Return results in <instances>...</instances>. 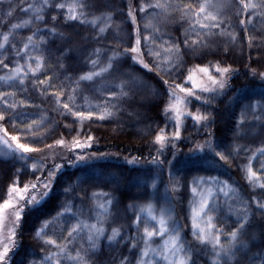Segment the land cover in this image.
Instances as JSON below:
<instances>
[{
    "label": "rangeland",
    "instance_id": "374dc122",
    "mask_svg": "<svg viewBox=\"0 0 264 264\" xmlns=\"http://www.w3.org/2000/svg\"><path fill=\"white\" fill-rule=\"evenodd\" d=\"M56 2H61V0H56ZM63 2L66 5L63 11L56 10L51 4L45 7L41 13L45 22L40 23L35 22L32 12H23L17 6L27 8L29 4H32L39 7L42 0H5L3 4H0V43L4 42L3 36L5 34L9 36L8 43L5 44L3 49H0V61L8 63L9 68H13L16 65L13 46L23 48L24 44L28 42L27 37L29 36L33 37L32 44L41 45V41H43L42 46L38 48H33L30 45L27 56L18 62L25 65L28 56H43V66L36 75L39 80H44L46 77L51 78L53 85L44 94L33 89L31 79L25 81V87L28 91H23L18 87V80L6 81L2 79L8 74V69H3L0 65V92L10 93L15 91L16 93L15 96H8L7 101L0 98V112H3L6 116L11 115L13 111L19 114L16 120L9 123H0L7 129L8 135H16L19 142L29 143L30 147L40 150L44 149L50 142L51 145L55 144L56 141L54 140L58 136L55 137L54 132L57 128L70 142L87 138L89 136L85 132L87 126L91 122L101 120L99 117L105 112L113 113L117 102L124 97V95H120L121 89L119 86L123 84V90L127 93L137 85L138 78L141 75L137 69L128 67L129 64H132L129 57L118 56L114 69L104 73L101 77L93 81H81L79 85L72 83L79 76L91 70L86 58L94 49L100 48L102 55L99 58L92 56V59H98L100 67H104L107 64V57L114 54V49L123 52L125 47L131 46L130 39L131 43H134L137 37L135 32L128 26V20L122 16V9L113 5L109 0H103L101 4H97L98 0H89L91 6L84 9L87 13L86 20L89 21L88 23H80L79 20L66 21L67 5L74 3V0H63ZM197 2H204V0H187V4L191 3L194 8ZM213 2H216V0H213ZM221 2L225 4L224 7L219 9L210 8L208 11L217 14L218 20L223 25V32L228 35L220 34V29H215L217 35L209 34L206 46L209 48L218 46L241 49L242 41L246 37L252 43V49L255 48V51L258 49L264 50V0H243V3H251L255 7L247 10L242 8L239 14L238 8L232 5L231 0H221ZM10 7L16 10L11 17H8L6 12ZM235 8L237 12L233 16V12L229 10ZM228 12H231V16ZM180 13L182 14L181 11ZM53 16L57 17L55 21L52 20ZM184 17L190 24L191 29L193 27L198 28L195 23L198 18L195 15L191 19L187 16ZM92 18H97L95 24L91 23L94 20ZM249 19L251 22L247 24L246 29L240 25V20L248 21ZM24 20H30L31 22L22 27H12L21 24ZM38 28L54 29L55 35L48 32L34 35ZM101 28H104L102 33L100 32ZM139 31L141 37H150V31L146 25L142 29L140 28ZM196 33H201L204 36L203 32ZM152 36L154 41L150 37L147 47L142 48L143 52H147L148 48L152 49V55L144 56L149 66L152 67L153 62L165 64L169 59L178 64L180 57L177 58L175 48L171 42L161 38L158 31L152 33ZM232 36H235L236 39L232 40ZM50 55H55V59L50 60ZM32 67H35L34 61ZM95 71H99V68ZM177 72H179V69ZM29 76H31V73H29ZM61 84L65 86V94H61V88L59 87ZM181 86L189 89L193 86V83L187 81V85ZM73 88L76 89L75 94L72 92ZM113 92L117 94L118 99L105 105L104 100L111 99ZM174 95L179 98L180 103L176 106L181 111L194 115H204L211 112L209 107L202 106L203 101L201 100L187 97L186 99L190 103H185V101L183 103L180 94ZM57 96H59L62 103L57 104L55 102ZM12 103L17 104L18 109L8 108V105ZM63 103H69L74 110L83 111L85 114L83 121L71 113L63 115L62 113L67 112L63 107ZM254 104L259 106L255 109L248 107L245 113V106ZM5 109L8 110L5 112ZM89 111L93 113L90 118L87 116ZM253 112L261 118L255 119ZM242 113H245L243 119ZM171 115L174 117L175 112ZM109 117L111 115H105L104 119ZM164 119L166 123V116ZM173 122L170 121L165 124L166 135L172 136L174 134ZM180 123L183 124L182 130H180V133L183 134L187 130L190 132L193 125H195L191 116L182 118ZM229 123L230 127H228ZM25 129L31 130L25 131ZM225 129L228 132L224 137H214L213 140L214 144L221 146V149L227 147L228 152L232 153V155H228V152L225 153L226 160H221L215 152L211 151L205 156H199L200 159L193 157L192 162L196 163L187 167H184L188 165L186 163L169 165L168 160L164 159L163 164L165 167L162 171L159 167L158 171H160L162 181L166 183L170 190V192H167L171 195L165 193L164 199L162 198L156 182L153 181V178L159 174L156 171L152 174L153 178L148 177L150 176L148 171L141 183L136 182L135 187L138 190L137 193L139 192L138 200L127 208L128 213L132 216V223L129 226L131 232L123 236L119 230L120 236L112 241L108 240V236L112 234L108 224L112 219L116 199L105 188L104 178L98 171H92L91 174L87 172L79 173L75 176L67 172L62 180L55 183L49 196V198L56 200L55 208L47 212H51L50 216L39 218L41 219L40 223L42 220L55 217L57 212L62 210L60 207L62 203L72 201L75 205L73 211L78 213L79 219L92 224L97 223L99 218L100 222L97 223V226L103 227L105 234L96 240L95 247L89 244L87 231L68 241L66 239L68 226L64 224V220L58 218L51 227L46 229V236L37 238L35 232L32 234L36 248L34 252L27 251L19 259L17 258L20 256L14 257L15 260L11 264H33V261L42 264V257L45 255L43 240L48 238L55 239L58 244H66L71 256H75L79 252L84 257L86 264H99L100 260L95 259L94 254L100 248H104L106 254L99 259L107 264L109 262L121 264L124 256H130L132 264H135V254L139 249L133 250L132 253L129 252V247L133 243L129 237L136 236V242L142 248L144 246L142 237L145 226L147 225L151 230L152 226L156 225V221L151 219V215L159 218L162 210L167 227L170 230L169 234L179 233V243L185 249L184 255L188 260V264H213L214 260L217 261V264H249V258H252V264H261L260 254L264 253V243L261 241L262 232H264V216L255 210L256 204L253 202V198L260 196L262 190L259 187L254 188L249 181L247 167L249 166V158H251L252 170L258 176L261 175L259 169L264 164V155H261L258 149L264 148V90L249 92L244 98L240 96L231 98L228 101V123ZM262 132L263 136L259 137L258 135ZM237 146H239V149H247V151L239 150ZM28 157H31V159ZM36 161L38 159L26 154L22 159L21 154L18 156L17 152L9 149L4 141L0 139V204H3V201L9 198L8 188L10 185H14L15 182V186L23 188L28 183L27 179L36 176V174H31L33 172L32 165ZM118 161L126 162V159L121 157ZM192 162H189V164ZM18 170L20 172L19 176H17ZM231 171H236L239 174L241 183L233 179ZM210 177H215L216 180H209ZM201 179L204 182H199ZM166 186L164 190H167ZM65 188L72 190L67 196L64 192ZM193 188L197 189L196 193H193ZM94 193L100 195L92 198ZM103 194H107V197ZM202 197L209 201V209L203 214L204 219L206 220L209 216L213 217V223L224 230L221 242L225 246L229 244L228 234L234 228L239 227L237 219L238 215L242 219L243 206L246 203L251 204L252 211L248 213V220L245 222L246 229L238 233V240L233 249L234 256L231 258L225 256L223 259H217L212 251V246L201 244L198 238L193 235L192 212L193 208H198ZM107 199H111V204H106ZM12 202L13 204L16 203L15 197H13ZM100 204H106L107 212L98 217V213L101 211ZM150 207L153 212L149 210ZM141 209H144V211H141ZM138 214L141 219L137 229L133 222L137 220ZM9 216L13 219L10 211H7V216L3 213V224L7 226L4 228L3 234L7 235L8 228H10V225H7ZM255 217L263 222L260 227L253 226ZM75 222V219L67 220V225L75 224ZM156 226L158 227V225ZM252 226L254 227L253 231L250 230ZM173 228H175V232L171 231ZM248 231H251V233H248ZM168 238V236L163 238L155 236L151 238L149 246L159 248L163 252L164 240ZM124 243L127 244V247L125 252H121ZM51 250L57 251L55 248H51ZM92 257L95 261L92 260ZM64 264H71V262L65 259ZM154 264H165V262L162 258H157L154 259Z\"/></svg>",
    "mask_w": 264,
    "mask_h": 264
},
{
    "label": "trees",
    "instance_id": "16d2710c",
    "mask_svg": "<svg viewBox=\"0 0 264 264\" xmlns=\"http://www.w3.org/2000/svg\"><path fill=\"white\" fill-rule=\"evenodd\" d=\"M102 1L98 0L97 4H101ZM109 2L122 9V16L128 20V26L134 32L136 29H142L146 25L149 28L152 41H154L152 33L154 34L158 31L161 38L170 41L173 46H179L180 59L178 62L182 61L178 68L179 72H175L169 77L167 74L158 72L156 68L149 66L152 68L149 71L142 68L140 64H135L132 68L137 69L141 74L137 85L127 91L126 95L117 102L111 117L91 122L85 129V132L93 137L89 148L83 152L80 149L73 148V142L68 141L60 129L57 128L54 133L55 137L58 136V138L54 141L63 139L65 141L64 146L56 143L51 145L50 142L39 152L26 155L32 156L38 161L42 160L46 169L52 168L54 163L62 164V168L57 173L58 179L56 183L62 180L67 172L75 176L79 173L87 172L91 174L92 171H98L105 180V188L116 199L108 228L109 230L117 228L125 236L131 232L129 226L132 223V216L128 213L127 208L138 200L135 185L142 175L141 172L146 169L159 167L162 170L164 169L163 163L154 164L152 162L153 157H157V160L162 162L166 159L171 161V164H189L194 158L198 157L200 159L199 156L209 154L210 151L207 149L199 150L200 146L209 139V132L213 133L211 138L213 143L214 137H224L228 132L225 129L228 123V101L234 96L244 98L249 92L264 90V80L259 76V73L264 72V50L258 49L255 51V48L252 49V43L246 37L242 41L241 49L237 47L215 46L214 48H209L204 46L197 47L195 52H193L191 49L185 48V36H187L189 43L198 39V37L201 40L204 39L203 34L191 30L187 19L176 8L177 4L181 7L186 5L187 0H109ZM231 3L235 7H239L240 12L242 11L241 0H231ZM141 5L145 8L144 12L139 11ZM149 5H160V7H149ZM130 7L137 10L134 13L136 16L135 24L127 15ZM229 11L233 12V16L237 12L236 8ZM228 13L231 16V12ZM141 51L143 52L142 49ZM49 59H55V55H50ZM138 59H144L145 61L144 56H138ZM218 63H220L221 67H230L235 71L229 78L226 89L222 90L212 100L210 105H207L211 109L210 119L213 122L207 127L193 125V129L190 132L188 130L185 134L181 132L180 138L175 140L174 144H166L163 153L158 154L157 149L161 145L155 144V136L161 133V129H164L161 134L167 139L170 140L173 136L166 135L165 131L164 109L170 103L169 92L180 94L183 98V103L188 100L185 93L181 94L176 85H187V81L190 80H187L186 77L189 75V71L193 70L191 73L192 77L200 87L194 88L192 86L189 88L193 92L191 98L196 100V95H200V100L203 101L207 94L202 93L200 89L205 86L211 87V83L207 76L199 72L198 69L209 67V75L219 79V73L215 71V65ZM253 71L256 73L255 76L252 75ZM166 80L168 81L167 84L164 83ZM182 126L183 124L181 123L180 130H182ZM228 127H230V123ZM4 129L7 131L6 128ZM258 136L262 137L263 132ZM10 137V135L6 137L3 132H0V139L4 143L7 141L5 143L6 146L17 152L19 156L20 153L15 150L14 144L11 148L8 146L11 143ZM79 141L84 143L87 138H82ZM48 146L51 147L49 148ZM73 152L77 155H86L85 160L71 163V161L76 160V155H73ZM173 152H175V155H173ZM87 157L93 158L88 159ZM121 157L125 158L126 162L118 161ZM129 161L132 162L130 163ZM35 174V177L26 181L34 182L37 177L41 176L39 171H36ZM47 175V171H44L43 176L46 177ZM231 175L236 182L241 183V178L236 171H231ZM55 205L56 200L48 198L42 207L29 212L26 219L22 221V226L18 229V235L15 237L18 249L14 257L20 256L17 258L19 259L24 256L25 252H34L36 250L32 234L39 228L41 220L39 218L50 216L51 212H47L54 209ZM7 211L11 212V210L6 209L4 211L6 216ZM12 217L13 219L10 216L8 217L7 225H10V227L13 226L14 216ZM253 221L254 227H260L263 223L257 217ZM253 226L250 228L251 231H253ZM251 231H248V233H251ZM4 236L6 237L7 234H4ZM126 247L127 244L124 243L121 252H125ZM105 254L106 250L100 248L94 254V258L100 260L99 264H107L99 259ZM14 257L13 260H15ZM94 258L92 257L93 261H95ZM108 264H113V262Z\"/></svg>",
    "mask_w": 264,
    "mask_h": 264
},
{
    "label": "snow or ice",
    "instance_id": "6c2138e0",
    "mask_svg": "<svg viewBox=\"0 0 264 264\" xmlns=\"http://www.w3.org/2000/svg\"><path fill=\"white\" fill-rule=\"evenodd\" d=\"M5 0H0V4H3ZM49 4H51L56 10L63 11L66 7L63 0L61 2H56V0H42V3L39 7H36L35 5L29 4L27 8H22L20 6H17L20 8L23 12H32L35 22H45L44 18L42 16V12L45 7H48ZM241 4L243 5V9L247 10L249 8L255 7V5L251 3H243V0H241ZM89 0H74V3L67 5V12L65 13V20L66 21H77L79 20L80 23H88L89 21L86 20L87 13L84 11V9L90 7ZM225 4L221 2V0H216V2H213V0H204V2H197L196 7L194 8L193 5L187 4L184 5L183 8L179 4L176 5V8L178 11L182 12L183 16H187L189 19L192 18L193 15H195L198 19L196 20L197 27H193L191 30L193 32H203L204 33V39L201 40L196 39L193 40L191 43H189L187 36H185L184 40V47L191 49L193 52H195L197 47H204L206 46L205 42L207 41L208 35H217V32H215V29H220V34L228 35L227 33L223 32V25L222 22L218 20L217 14L214 12H209L208 9H219L224 7ZM149 7H160V5H149ZM79 9V11H77ZM15 8L10 7L7 9L6 15L8 17H11L13 15V12L15 11ZM137 10L130 7L128 11V17L132 19L133 24L136 23V16L135 12ZM140 12H144L145 8L143 5L139 8ZM239 7H238V14H239ZM57 19L56 16L52 17V20L55 21ZM30 20H24L21 24L13 25V28L22 27L28 23H30ZM250 19L248 21L240 20V25L244 26L245 29L247 28V24L250 23ZM91 23L95 24V20L91 21ZM104 31V28L100 29V32L102 33ZM42 32H48L53 35H55L54 29H37L36 33H42ZM136 40L134 43H131L130 39V47H125L123 52H120L119 49H114V54L112 56L107 57V64L104 67H100L98 63V59H92V56H96L99 58L102 53L101 49L97 48L94 49L92 52L89 53L87 59V63L90 65L91 70L84 73L83 75L79 76L76 81H72V83L79 85L81 81H93L94 79L101 77L104 73L109 72V70L114 69L115 63L117 62L118 56H124V57H130L132 64H129L128 67L131 68L135 64H140L142 68L148 69L149 71L152 70V68L149 67V63L145 62L144 59H138V56H148L152 55V49L148 48L147 52H142L141 49L147 47V42L149 41L150 37H141V33L139 29L135 30ZM232 40H235L236 37L232 36ZM33 37L29 36L27 37V43L24 44L23 48H17L16 46H13V53L16 60V65L13 68H9L8 63H4L0 61V65H2L3 69H8V74L5 75L2 79L6 81H19L18 87L23 91H28V89L25 87V81L28 79H31L33 81V89L36 91L41 92V94H44L49 87H53L51 78H45L44 80H39L37 77V73L40 72L43 64V56H36L31 57L28 56L27 60L25 61V65H21L18 61L22 60L27 56V50L29 46L31 45L33 48H38L42 46L43 41H41V45H35L32 44ZM3 43H0V49H3L5 47V44L9 41V36L5 34L3 36ZM177 58H179V46L174 45ZM171 50V49H169ZM155 59V58H154ZM34 61L35 67H32V62ZM180 64H182V61L177 64L173 63L171 59H169L165 64L161 63H152V67L156 68L158 72H162L164 74L169 75V77L172 76L173 73L177 72L178 68L180 67ZM99 68V71H95V69ZM192 71H189V75L186 77L187 80L192 81L193 87L197 88L200 87L196 84L195 80L192 77ZM199 72L204 73L208 80L211 83V87L205 86L202 87L200 90L202 93L207 94L203 100L202 106L209 105L213 99L217 95L220 94V92L228 86V80L233 75L234 69H231L230 67H221L220 63L215 65V71L219 73V79L214 77L213 75H209V67H203L198 69ZM29 73H31V76H29ZM252 75L255 76V71L252 72ZM259 76L262 80H264V72L259 73ZM58 79V76L56 77ZM70 79V78H69ZM165 84L168 83V81H164ZM61 88V94L64 93L65 86L61 84L59 86ZM120 95H126V93L123 90V84L120 86ZM176 88L179 89L180 92L185 93L186 97H191L193 95V92L189 90L186 87H181L179 84L176 85ZM73 94H75L76 89L73 88L72 90ZM15 91L10 93H4L0 92V98H3L5 101H7L8 96H15ZM169 98L170 103L169 105L164 109V113L166 116V124L170 121L173 122V128H174V134L172 138L169 140L161 133L164 132V129H161V133H158L155 136V144L161 145L159 149H157L158 154L163 153V149L168 143H173L175 140L180 138V128H181V119L186 118L187 116H191L192 120L195 122L196 125H199L200 127H207L210 123L213 121L210 119L211 113L204 114V115H194L188 112L181 111L179 107L176 105L180 103L179 98L175 97L173 92H169ZM196 100H200L201 96L196 95ZM118 99V96L115 92L112 93L111 99H105L104 104L108 105L113 102V100ZM174 101V103H173ZM55 102L57 104L62 103L59 96L55 98ZM185 103H190V101L185 100ZM115 106V105H113ZM258 104L245 106V113L248 107H251L252 109H255L258 107ZM18 105L15 103L9 104L8 108L16 110L18 109ZM64 109L67 110L66 113H62L63 115H67L71 113L72 115L80 118L81 121L85 118V114L83 111L74 110L69 103H63ZM8 109H5L6 112ZM175 112V116L172 117V113ZM245 113H242V119L244 118ZM111 112H105L102 114L99 118L104 119L105 115H111ZM93 115L91 111L87 113V116L90 118ZM19 114L16 111H13L11 115L6 116L3 112H0V122L2 123H9L13 120L18 119ZM253 116L255 119H260V116L255 115L253 112ZM35 123V121H33ZM14 126V125H13ZM31 129H25V131H30ZM0 132H3L4 135L7 137V131L3 128L2 124H0ZM209 139L204 142L203 145L200 146L199 150L207 149L208 151L215 152L217 156L220 157L221 160H226L227 156L225 155L226 152H228L227 147H224L221 149V146L219 144H214L212 141L213 133L209 132ZM11 143H9V147L11 148L12 145H15V150L18 151L21 154V158H24L23 154H28L32 152H39L40 149L38 148H32L29 146V143H21L18 140V137L16 135H12L10 137ZM93 141V137L89 135L87 137V141L84 143H81L79 140L73 141V148L80 149L81 152H83L85 149L89 148L91 146V142ZM7 143V141H5ZM57 145L64 146L65 141L63 139L57 140L55 142ZM49 148L51 146H48ZM239 149V146H237ZM219 149V150H218ZM243 151H247V149H239ZM259 153L261 155H264V148L258 149ZM73 155H76V160L71 161V163L80 162L85 160L86 155L80 154L77 155L75 152H73ZM173 155H175V152H173ZM228 155H232L231 152H228ZM31 159V157H28ZM88 159H92L93 157H87ZM130 163L132 161H129ZM152 162L154 164H162V161H158L157 157L152 158ZM169 165H171V161H168ZM62 168V164H55L52 168H45V165L43 161H36L32 165L33 172L31 174H35L36 171H39L41 173V176L37 177L36 180L29 181L24 185L23 188H20L19 186L10 185L8 188V199H5L3 201V204H0V264H11L13 257L15 255L16 250L18 249V244L16 242L15 237L18 235V229L22 226V221L26 219L29 212L34 211L44 204V202L49 198L51 192L53 191L54 185L58 179L57 173ZM47 171L48 175L45 177L43 176V172ZM162 171V169H161ZM259 172L261 175H257L256 172L252 170L251 167V158H249V166L247 167V174L248 179L252 183L253 187H259L261 189V195L256 196L253 198V202L256 204V211L260 212L262 216H264V164H262L261 168L259 169ZM20 175V172L18 170L17 176ZM209 180L215 181V177H210ZM199 182H204L203 179ZM175 190V185L173 186ZM72 190L70 188H65L64 192L67 196ZM193 193H196L197 189H192ZM87 195V194H85ZM99 193H94L92 198H95L99 196ZM105 197H107V194H103ZM15 197L16 203L13 204L12 199ZM74 199V197H73ZM106 204H111V199L106 200ZM106 204H100V213H98L99 216H103L107 212ZM61 211L57 212L55 217H52L51 219H45L42 220L40 223V227L35 231V236L37 238H42L47 235L46 229L52 226L54 222L57 221V219L64 220V224L68 226V236L67 240L71 241L74 237H76L78 234L83 233L85 231L88 232V241L89 244L95 247L96 240L105 234V229L103 227H98L97 223H99V218L97 220V223L89 224L85 222L84 220L79 219L78 213L73 211V208L75 207L74 203L72 201H68L65 203H62L60 205ZM6 209L11 210V215L14 216V220L12 221V227L8 228V235L5 237L3 234V230L5 227H7L5 224H3V213ZM209 209V201L208 199L202 197L199 203L198 208H193L192 212V230L193 235L198 238L201 244L203 245H211L212 251L215 254V257L217 259H223L225 256L231 258L234 256L233 249L236 246L237 240H238V233L246 229L245 222L248 220V213L252 211L251 204L246 203L243 206V216L242 219L238 215L237 224L239 225L238 228H234L229 234V244L227 246L223 245L221 242L222 236H224V230L222 228H218L215 223H213V217L209 216L206 220L204 219L203 214L206 212V210ZM141 211H144V209H141ZM151 215V214H150ZM67 218V219H65ZM75 219V224L67 225V220ZM140 216L137 215V220L133 223L137 226V229L139 227L140 223ZM151 219L153 221H156V225L152 226V229L150 230L149 227L146 225L144 228L143 233V241L144 246L141 248L139 243L136 242L137 238L136 236L129 237L133 241V243L129 247V252L132 253L133 250L139 249V251L135 254L136 255V261L135 264H154V259L162 258L165 264H188V260L186 256L184 255L185 249L180 245V236L179 233L176 232L175 235H170V230L167 227L166 220L164 219V212L161 211V215L159 218H157L155 215H151ZM203 225V226H202ZM178 227V225H177ZM172 232H175V228L171 229ZM120 231L117 228L112 229V234L108 236V240L112 241L117 236H120ZM159 236L163 238L164 236H168L169 238L167 240H164L163 245V252L159 248H151L149 246L151 238ZM262 243H264V232H262L261 237ZM51 248L57 249V251H52ZM43 250L45 252V255L42 257V264H64V260L67 259L71 262V264H86L85 259L79 252L76 253L75 256L69 255L67 245H61L58 244L55 239L48 238L43 240ZM261 264H264V253H261ZM63 257V258H62ZM33 264H37L36 261H33ZM121 264H132V260L130 256H124L121 260ZM213 264H217V261L214 260ZM249 264H252V258H249Z\"/></svg>",
    "mask_w": 264,
    "mask_h": 264
},
{
    "label": "crops",
    "instance_id": "0c3cea01",
    "mask_svg": "<svg viewBox=\"0 0 264 264\" xmlns=\"http://www.w3.org/2000/svg\"><path fill=\"white\" fill-rule=\"evenodd\" d=\"M199 161V160H198ZM194 163H196V162H192L191 164H188V165H186V166H184V167H187V166H189V165H192V164H194ZM174 164H177V163H173V164H171V165H174ZM170 167V166H169ZM160 170H161V168H160ZM148 171L150 172V176H148V177H150V178H153V176H152V174H154L155 173V171H156V173H159L155 178H153V181L154 182H156V184H157V188H158V190L160 191V193H161V195H162V198L164 199V197H165V193L167 194V195H169L170 193V190H169V188H168V186H166V183H164V181H162V178H161V174H160V171H158V168H153V169H146V170H144L143 172H141V176H140V178H139V180L137 181V182H140L141 183V181H143V178H144V175H146L147 173H148ZM172 172V171H171ZM170 172V173H171ZM169 177H170V175H169ZM145 181V180H144ZM167 187V190L165 189L164 190V188H165V186ZM163 187V188H162ZM143 188V187H142ZM141 189V188H140ZM138 191V190H137ZM167 191H169V192H167ZM141 192V191H140ZM159 193V194H160ZM171 195V194H170ZM138 197H139V192H138ZM159 199V198H158ZM136 203V202H135ZM134 203V204H135ZM147 205V204H146ZM146 207V206H145ZM150 211H152L153 212V209L150 207V209H149ZM195 241V240H194ZM197 246H198V241H197Z\"/></svg>",
    "mask_w": 264,
    "mask_h": 264
},
{
    "label": "bare ground",
    "instance_id": "6f19581e",
    "mask_svg": "<svg viewBox=\"0 0 264 264\" xmlns=\"http://www.w3.org/2000/svg\"><path fill=\"white\" fill-rule=\"evenodd\" d=\"M88 16H89V17H92V16H90V15H88ZM92 19H94V20H95V19H97V18H92Z\"/></svg>",
    "mask_w": 264,
    "mask_h": 264
}]
</instances>
